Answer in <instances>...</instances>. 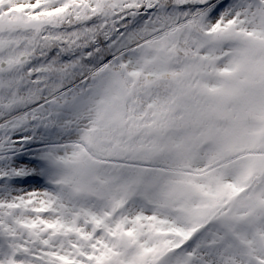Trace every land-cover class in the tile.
<instances>
[{"label": "snow or ice", "instance_id": "obj_1", "mask_svg": "<svg viewBox=\"0 0 264 264\" xmlns=\"http://www.w3.org/2000/svg\"><path fill=\"white\" fill-rule=\"evenodd\" d=\"M0 264H264V0H0Z\"/></svg>", "mask_w": 264, "mask_h": 264}]
</instances>
